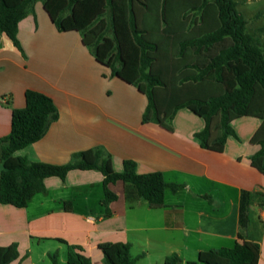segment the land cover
<instances>
[{
    "label": "crops",
    "instance_id": "1",
    "mask_svg": "<svg viewBox=\"0 0 264 264\" xmlns=\"http://www.w3.org/2000/svg\"><path fill=\"white\" fill-rule=\"evenodd\" d=\"M247 27L256 31L250 21ZM17 37L22 50L0 33V138L11 130L13 108L25 106L28 88L52 97L59 118L16 155L64 164L74 152L101 146L116 171L130 158L138 173L160 171L179 189H167L164 204L154 207L131 184L118 181L111 185L117 199L108 213L101 171L73 169L64 179L47 177L46 190L27 206L0 203V246L16 243L21 256L28 253L9 264H52L49 254L55 251L59 264H66V242L80 245L92 264H107L98 244L118 241L130 242L133 256L144 253L135 264H165L174 252L181 257L178 264H188L202 250L238 241L254 249V264H264V173L251 160L261 148L263 119L239 117L232 121L235 135L223 146L214 145L213 133L212 146L202 147L196 136L205 127L202 117L182 107L168 121L171 129L145 122L147 96L100 63L80 32L59 31L43 0L19 22ZM260 39L264 51V31ZM243 191L249 192L254 221L241 229Z\"/></svg>",
    "mask_w": 264,
    "mask_h": 264
},
{
    "label": "trees",
    "instance_id": "2",
    "mask_svg": "<svg viewBox=\"0 0 264 264\" xmlns=\"http://www.w3.org/2000/svg\"><path fill=\"white\" fill-rule=\"evenodd\" d=\"M36 1L0 0V33L20 50L18 24ZM43 5L59 31L80 32L100 63L147 96L145 122L171 129L168 121L179 108L187 107L205 121L196 133L202 147L212 146L215 133L214 145L220 148L228 136L235 135L233 120L243 116L264 120V51L260 36L248 31L237 1L43 0ZM25 101L24 107L13 108L11 130L0 138V203L25 207L35 194L46 190L47 177L64 179L73 169L101 171L102 204L108 213L109 204L117 199L111 185L118 181L131 184L137 196L154 207L164 204L167 189H179V184L167 182L160 171L138 173L137 162L130 158L116 171L111 154L101 146L74 152L64 164L16 155L41 139L59 118L54 100L44 92L28 88ZM263 132L264 125L258 131L261 148L251 160L264 173ZM65 208L71 210V203L65 202ZM253 221L249 192L243 191L241 229ZM238 237L243 239L241 231ZM66 244V264H92L80 245ZM98 247L107 264H135L144 256H133L130 242H101ZM26 256H21L16 243L0 246V264ZM49 257L52 264H59L58 251ZM254 260V249L240 241L198 254L203 264H254ZM180 261L175 252L165 258V264Z\"/></svg>",
    "mask_w": 264,
    "mask_h": 264
},
{
    "label": "rangeland",
    "instance_id": "3",
    "mask_svg": "<svg viewBox=\"0 0 264 264\" xmlns=\"http://www.w3.org/2000/svg\"><path fill=\"white\" fill-rule=\"evenodd\" d=\"M238 9L247 21H250L251 27H256V29H254L256 30L255 32H251L250 27H247L248 31L251 33H258L260 36L261 31H264V0H238ZM47 260H49V258H47ZM196 262L198 264H203L198 260Z\"/></svg>",
    "mask_w": 264,
    "mask_h": 264
}]
</instances>
